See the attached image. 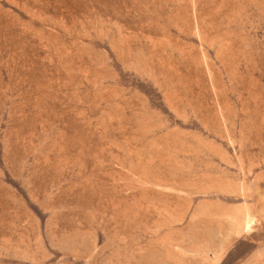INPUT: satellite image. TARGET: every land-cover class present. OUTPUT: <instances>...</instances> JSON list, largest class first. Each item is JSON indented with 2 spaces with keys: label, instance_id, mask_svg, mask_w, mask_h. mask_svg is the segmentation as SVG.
<instances>
[{
  "label": "rangeland",
  "instance_id": "1",
  "mask_svg": "<svg viewBox=\"0 0 264 264\" xmlns=\"http://www.w3.org/2000/svg\"><path fill=\"white\" fill-rule=\"evenodd\" d=\"M0 264H264V0H0Z\"/></svg>",
  "mask_w": 264,
  "mask_h": 264
}]
</instances>
